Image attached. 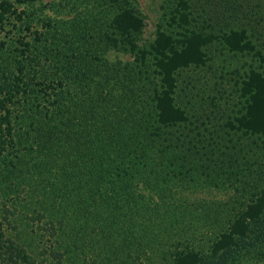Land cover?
Listing matches in <instances>:
<instances>
[{
	"label": "trees",
	"instance_id": "trees-1",
	"mask_svg": "<svg viewBox=\"0 0 264 264\" xmlns=\"http://www.w3.org/2000/svg\"><path fill=\"white\" fill-rule=\"evenodd\" d=\"M32 1L0 0V264H146L156 253L154 244L164 240L156 227L166 220L155 223L151 203L110 200L104 191L115 170H137L142 140L125 135L122 104L116 93L102 94L106 87H97L88 101L63 100L60 87L72 84L75 65H70L83 52L75 50L74 39L62 43L56 37L57 23L46 22L45 32L35 28L25 9H19ZM105 1L118 8L112 17L115 31L144 58L134 38L144 27L142 17L125 0ZM194 13L189 0H177L173 20L187 27ZM68 23L69 36L83 26L81 21ZM220 40L232 51L254 52L260 59L239 86L245 111L228 125L244 134L264 133V53L256 51L246 29L236 28L223 33L192 30L183 39L159 31L152 48L161 76V89L154 95L161 126L188 120L175 102L176 73L204 65L205 47ZM84 56L80 70L90 63ZM86 71L87 80L91 68ZM33 152L37 157L30 164L24 158ZM239 243L241 251L231 253ZM172 256L169 264L264 260V191L222 233L211 254L191 249Z\"/></svg>",
	"mask_w": 264,
	"mask_h": 264
},
{
	"label": "rangeland",
	"instance_id": "rangeland-1",
	"mask_svg": "<svg viewBox=\"0 0 264 264\" xmlns=\"http://www.w3.org/2000/svg\"><path fill=\"white\" fill-rule=\"evenodd\" d=\"M189 1L196 18L182 27L173 20L177 0H125L124 5L133 7L144 21L141 32L134 35L144 58L115 31L112 17L118 8L105 0H33L19 6L35 28L45 32L46 22L57 23L56 37L62 43L74 39L75 50L83 52L71 60L75 70H71L72 84L60 87L63 100L88 101L97 87H106L102 94L116 93L122 104L120 119L128 124L125 135L142 140L137 170H115L105 180L104 191L110 200L151 203L155 223L166 220L156 227L164 240L154 244L156 253L146 264H169L172 254L181 250L211 254L222 233L264 191V133L244 134L228 125L245 111L239 86L252 67L260 66L254 52L232 51L221 40L207 45L204 65L176 73L175 102L185 109L188 120L172 126L157 121L154 95L161 89V76L152 45L159 31L183 39L192 30L246 29L256 51L264 53V0ZM71 21L83 25L79 32L74 29V36L66 34L71 33L65 29ZM84 54L90 63L80 70L87 61ZM88 67L86 80L83 73ZM36 157L33 152L24 159L32 164ZM242 246L239 243L231 253ZM230 264H264V260L244 257Z\"/></svg>",
	"mask_w": 264,
	"mask_h": 264
}]
</instances>
